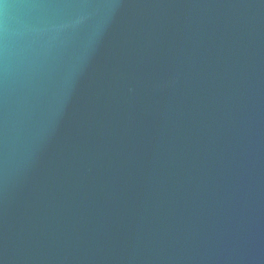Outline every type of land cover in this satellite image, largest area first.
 Segmentation results:
<instances>
[{
  "label": "water",
  "instance_id": "1",
  "mask_svg": "<svg viewBox=\"0 0 264 264\" xmlns=\"http://www.w3.org/2000/svg\"><path fill=\"white\" fill-rule=\"evenodd\" d=\"M0 264H264V0H0Z\"/></svg>",
  "mask_w": 264,
  "mask_h": 264
}]
</instances>
